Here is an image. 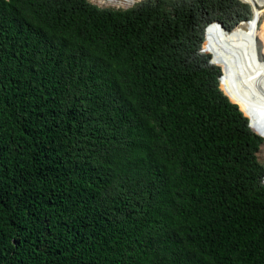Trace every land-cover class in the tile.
Returning <instances> with one entry per match:
<instances>
[{"label":"trees","instance_id":"1","mask_svg":"<svg viewBox=\"0 0 264 264\" xmlns=\"http://www.w3.org/2000/svg\"><path fill=\"white\" fill-rule=\"evenodd\" d=\"M251 7L0 0V264H264Z\"/></svg>","mask_w":264,"mask_h":264},{"label":"bare ground","instance_id":"2","mask_svg":"<svg viewBox=\"0 0 264 264\" xmlns=\"http://www.w3.org/2000/svg\"><path fill=\"white\" fill-rule=\"evenodd\" d=\"M243 1L251 4L252 19L237 26L233 33L225 31L223 37L231 45L234 44L241 55V68L245 71L248 86L253 91L254 103H264V60L258 59L256 48L257 25L264 12V0Z\"/></svg>","mask_w":264,"mask_h":264},{"label":"rangeland","instance_id":"3","mask_svg":"<svg viewBox=\"0 0 264 264\" xmlns=\"http://www.w3.org/2000/svg\"><path fill=\"white\" fill-rule=\"evenodd\" d=\"M90 1L93 2V3H95V4H97V5H99V6H102V7L127 8V7L132 6L134 3L138 2V1H141V0H132V1H125V0H112V1H110V0H90ZM263 13H264V12H263ZM224 34H225V32H223V33L220 34V39H221L224 43H226V45L229 47V49H230L232 52H236V53L240 54L239 51L235 49L234 44L231 45L230 43H228V42L224 39V37H223ZM205 51H207V50H205ZM207 52H209V51H207ZM209 53H211V52H209ZM211 56H212V58H213V54H212V53H211ZM217 64H218V63H217ZM219 65H220V64H219ZM220 66H221V65H220ZM221 68H222V66H221ZM239 69H240V72H241V78H242V81L248 86L247 79H246V75H245V71L241 68V62H240ZM222 71H223V68H222ZM234 84H235V86H236L239 90H241V91L244 93V90H243V88L241 87V85L239 84L238 81H236V82L234 81ZM248 87H249V86H248ZM249 88H250V87H249ZM222 90H223V89H222ZM250 90L252 91L251 88H250ZM223 91H224V90H223ZM252 94H253V91H252ZM246 96H247L248 100H249L251 103L254 104V100H253L254 98L248 96L247 94H246Z\"/></svg>","mask_w":264,"mask_h":264},{"label":"water","instance_id":"4","mask_svg":"<svg viewBox=\"0 0 264 264\" xmlns=\"http://www.w3.org/2000/svg\"><path fill=\"white\" fill-rule=\"evenodd\" d=\"M252 8V7H251Z\"/></svg>","mask_w":264,"mask_h":264}]
</instances>
